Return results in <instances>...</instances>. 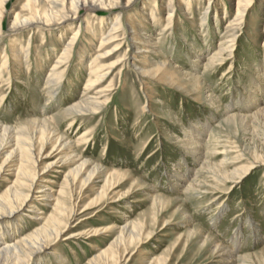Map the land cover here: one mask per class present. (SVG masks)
<instances>
[{
	"label": "rangeland",
	"instance_id": "rangeland-1",
	"mask_svg": "<svg viewBox=\"0 0 264 264\" xmlns=\"http://www.w3.org/2000/svg\"><path fill=\"white\" fill-rule=\"evenodd\" d=\"M166 1L132 0L130 8L123 12L122 21L126 23L128 16L136 15L142 18L139 20L143 23L142 21L145 19L141 16V10L145 8L147 12H150V9L156 10L154 11L155 19H159L158 21L165 25L166 15L158 8L161 7L160 3ZM206 1L190 0L189 4L186 3V12H182L176 7L170 25L164 26L165 29L160 36L162 40L157 42L160 48H163V53L169 55L171 61L178 65V69L189 70L199 77L203 74L206 57L212 54L218 45L223 26L234 17L232 5L223 9L225 0L218 2V14L222 16L223 13H226L227 16L223 18L225 20L221 22V27L206 37L208 44L205 54L207 55L201 58H196L193 54L188 55L189 43L194 42L198 48L203 46V35L199 30V22L207 7ZM7 2L6 9L9 13L4 22L5 35L0 42V63L2 54L4 56L7 54L10 65L8 64L2 73L4 74L8 66L10 67L13 63L14 51L10 50L12 45L13 47L29 46L30 48L29 69H26L25 66L19 67L17 73L15 72V77L10 78L9 84L6 80V82L0 80V95L3 94L5 99L4 102L0 101V119L12 125L17 121H26L29 116L40 114L46 98L42 92L44 77L54 60V57L47 59L46 52L51 55L52 49L61 50L62 39L58 40L57 34L65 29L63 41H66L71 36L72 30L66 25L43 26L34 28L33 32L26 30L19 31L14 36L8 35L9 21L13 15L25 10L26 0H8ZM156 3L157 7H155ZM101 12H105V10L98 9L96 15L89 14L88 20L95 22L94 20L99 18L98 16L103 15ZM256 15L257 11L254 7L245 15L244 20H241V24L234 29L236 38L228 47L229 50L232 49L231 58L204 72L203 83L205 85L203 88L207 94L211 93L214 101L223 110L232 108V112L242 113L241 119L224 122L217 109L214 106L210 107L208 101L202 102L199 94L196 95L194 92H185L184 94L183 90L174 89L166 84L155 86V91L149 98H146L141 91L140 83V78L146 77L137 75V71L131 68L125 69L130 70L128 72L116 74L118 66H115L111 69L113 72L110 73V76L101 83V86L107 89V99L98 112L93 115L77 116L73 119L72 124L68 119L59 122L60 132L76 142V150L81 156L90 159L98 166L101 165L104 169L119 168V170L131 172L134 177L141 178L146 186L151 187L155 194L167 196L169 200L178 197L191 222L203 232L213 236L218 243L223 244L222 246L234 252L236 256L241 257L252 253L248 264H264V251L259 250L264 247V166L252 171L247 180L232 190L226 189L228 185L225 184L219 185L217 191L210 189L213 193L184 196L182 194L184 186L181 187V182L175 172L178 170L185 174L183 176L185 180L189 175L191 178L194 174V170L193 172L189 170L190 167L198 166L191 158L185 159L186 152L180 151L179 141L175 139V135L181 133L180 124L190 135L193 134L191 125L207 122L208 118L213 115L208 126L202 130L201 138L206 141L215 134L219 140L223 141L225 147L218 146L215 149L217 152L223 151V154L213 155L214 162L222 159L225 155V148L230 156L237 157L236 165L241 166L251 163L256 151L264 155V66L262 65L264 62V31L262 30L264 13ZM213 16L214 12H212L211 18ZM144 23L148 24V30L153 29V37L162 32L163 26L160 24L154 25L148 19ZM92 24L93 28H96L97 23ZM80 25L81 36H78L76 44L78 48L75 46L72 56L62 67L66 76L60 84L61 93L58 95L59 97L57 96L55 100H51L45 106L46 116L54 115L60 107L66 103L74 102L81 95L88 72L89 59L98 52L99 38L90 39V34L85 33L86 21H80ZM89 25L91 26L90 23ZM197 25L198 27H196ZM107 28L108 26L105 24L98 35L104 36ZM23 34L24 36H22ZM87 35L89 41L87 38L85 39ZM28 38L29 45L26 44ZM169 44L173 47L171 52L166 49ZM135 46L137 45H129L128 42H125L113 56L99 58V61L102 64L110 65L122 54H131L135 50ZM112 47L113 44H109L101 51L104 53ZM85 54L86 56L80 64V55L84 57ZM194 60H196L195 66L192 67ZM40 63H42V70L40 68L38 71L37 65ZM256 67L260 69L261 78L259 81L255 76ZM37 77H42V79L38 81ZM250 78L253 87L248 93L245 90V82L248 83ZM69 79L72 80V83L67 82ZM110 80H112L110 86L106 87ZM252 89L256 91L253 93ZM247 93L252 97L249 100L252 108L248 110L244 109L243 105L237 104L246 100ZM239 106L240 108H238ZM212 130L215 131L212 133ZM81 133L85 134L86 139L80 140L82 142L78 143L77 138ZM47 151L48 149L45 150L38 167L54 160L55 152L44 157ZM259 158L260 160L264 159L263 156ZM231 165H227L226 168ZM51 167L41 176L49 178L52 181L49 185L57 191L66 167H59V165ZM6 179L8 182L0 179V193L9 182L14 180V176L7 175ZM186 182L187 180H185V184ZM96 183L97 188L102 186L101 182ZM125 189L122 184L116 187L108 186L106 188L108 195L104 198V202L102 201L98 206L84 212L87 213L86 215L78 213L79 207L70 220L69 226L56 240L53 247L54 250L61 253L60 258H64V260L58 262L53 255L48 253V250H43L40 253V258L44 260V264H93L90 260L108 247L109 240L112 239L115 232L92 235V233L87 234V231L106 227L110 223L118 225L121 222V225L125 222L128 224L140 222L144 223L146 229H153L151 236L144 239L138 246V250L142 249L143 251L144 249L146 252L143 251L139 255L137 250H134L127 260L123 259L125 263L123 260L120 261L122 264H145V262L148 264L149 260L160 257L167 259L169 264L174 262L176 264H209L204 255L196 256L189 263L190 258H193L197 252V246L190 240H186V234L190 228L188 225L174 224L173 220L176 216L172 215L173 202L165 203L167 208L156 217L155 209L151 207V200L143 199L139 193L125 196L122 194L123 196L119 197L118 195ZM213 195H217L215 201L210 199ZM56 198L55 193L52 199L39 200L37 205L41 214L38 217L42 216V219L25 217L21 222L24 234L30 233L35 227L41 225L44 218L53 212ZM23 212L28 213L29 211ZM23 212L22 214H24ZM91 214H93L91 217L83 219ZM165 219L170 221L162 227ZM71 234L76 236L70 237ZM179 256H185L186 259L178 262L179 260L176 258ZM96 264H102V261H98Z\"/></svg>",
	"mask_w": 264,
	"mask_h": 264
},
{
	"label": "bare ground",
	"instance_id": "bare-ground-1",
	"mask_svg": "<svg viewBox=\"0 0 264 264\" xmlns=\"http://www.w3.org/2000/svg\"><path fill=\"white\" fill-rule=\"evenodd\" d=\"M7 1L0 0V42L5 35L4 22L6 15L9 13L6 9ZM220 1H206L207 7L200 17L199 22V30L203 35L204 43L200 48L196 47L194 42L189 43L188 55L193 54L196 58L207 55L205 54L208 44L206 37L209 34L212 35L213 31L218 30L221 27V22L225 20L223 18L227 16L226 13H223L222 16L218 14L219 9L217 3H220ZM131 2L132 0H26L24 3V12L22 11L21 13L13 15L9 21L8 35L13 36L19 31H32L34 28L43 26L66 25L72 32L71 36L66 41H63L65 29L61 30L57 34V38L58 40L62 39V49L58 51L52 49V52H50L51 55H48L49 52H46L47 59L54 57V60H52L53 63L44 77L42 92L46 98L44 99V105L40 110V114L29 116L26 121H17L12 125L0 119V179L8 182L6 176H14V180L9 182L3 192L1 191L0 193V264H44V260L40 258V253L43 250H48V253L53 255L56 261H63L64 258H60L61 253L54 250L53 247L56 244V240L66 227L69 226V222L76 214L78 208L80 207L78 213H84L98 206L108 195V192H106L108 186L116 187L121 184L126 189L118 195L119 197L139 193L143 199L151 200V207L155 209L156 217L161 215L167 208L165 203L169 201L173 202L174 211L172 215L176 216L173 220L174 224L188 225L190 228L186 234V240H190V242H193L197 246L195 256L193 258L188 257L190 258L189 263L196 256L204 255L205 260L209 264H248V259L251 258L252 253L241 257L236 256L234 252L222 246L223 244L218 243L213 236L203 232L202 229L191 222L185 209L180 204L178 197H173L172 200H169L167 196L155 194L151 187L146 186L141 178L134 177L131 172L119 170V168L104 169L101 165L98 166L90 159L81 156L76 150V142H73L72 139L60 132L59 122L68 119L69 123L72 124L73 119L77 116L97 113L107 99V89L101 86V83L110 76V73L113 72L111 69L115 68V66H118L116 74L128 72L130 70L125 69L131 68L137 71V75L146 77L144 79L140 78L141 91L145 94L146 98H149L155 91V86L166 84L174 87V89L183 90L184 94L185 92L199 94L198 96H200L202 102L208 101L210 107L214 106L217 109V112L220 114L219 116L224 122L241 119L242 113L232 112V108L223 110L214 101L212 94H207L203 88V85H205L203 83L205 79L204 72L218 64H223L225 60L231 58L232 49L229 50L228 47L236 38L234 29L241 24V20H244L245 15L252 11L254 7H256L257 15L264 13V0H225L226 3L223 4V9H227L232 5L234 7L232 8L234 9V17L228 20L223 26L222 36L216 49L204 61V70L201 77L194 75L189 70L181 71L182 69H178V65L173 63L171 57L163 53V48H160L159 44H157L159 40H162L160 36L163 34L164 26H167V24L170 25L176 7L182 12H186V3L189 4L190 0H167L162 4L160 3L161 7L158 9L166 15L165 20L167 22H165V25L161 24L158 21L159 19H155L154 11L156 10L150 9V12H147L145 8L141 10L143 19L150 20L154 25L160 24V26H163L161 29L162 32L156 37H153L152 28L148 30V24L146 25L144 23L145 20L141 23L139 19L142 18L140 16L133 15L134 17H131L130 15L126 23H123V12L127 11V8H130ZM155 7H157V3ZM98 9H104L105 12H101L103 15L98 16L99 18L94 20L97 25H95L96 28H93L92 23L95 22H90L88 15H96ZM212 12H214V16L211 18ZM80 21H86L85 33L90 34V39H94L95 37L99 38L97 46L98 52L89 59L87 65L88 72L81 95L74 102L66 103L60 107L54 115L46 116L44 111L45 106L51 100H55L61 93L60 84H62L66 76L62 67L65 66L72 56L73 50L78 42V36L81 30ZM105 24L108 26L107 31L104 32V36H99L98 34L101 28ZM262 30L264 31V26ZM86 38L87 41L90 40L88 39V35ZM125 42H128L129 45H137L131 54H122L120 58L111 62L110 65L102 64L99 61V58L113 56ZM26 44H30L29 38ZM109 44H113V47L103 53L101 50ZM76 48L78 47L76 46ZM166 49L169 52L173 51V47L170 44L166 46ZM10 50L14 51L13 63L10 67L8 66L4 74L2 72L9 64V56L2 54L0 63V80H6L7 84L10 83V78L15 77L19 67L25 66L26 69H29V46L13 47L12 45ZM81 55L79 59L80 64L86 54L84 57ZM195 61L192 67L195 66ZM262 65L264 66V62ZM41 67L42 63L37 65L38 71ZM259 71V67H256L255 76L258 81L261 78ZM38 75L40 76V73ZM39 79H42V77H37L38 81ZM111 81L108 82V86L106 87L110 86ZM67 82L72 83V80L69 79ZM245 83V90L249 93L250 88L253 87L251 78L248 83ZM64 86L66 85L64 84ZM254 91L256 90H251L253 93ZM3 97V94L0 95V101L2 100V102L5 100ZM246 97L245 101H240L237 104L240 106L243 105L244 109L248 110L252 108L251 102H249L252 97L249 94ZM212 118L213 115L208 118L207 122H202L200 125H191L193 133L191 135L180 124L181 131L180 129L179 131L181 133L175 135V139L179 141L180 151L186 152L185 159L187 157L191 158L198 166L195 167L196 169L190 167L189 170H192V172L194 170V174H192L193 176L191 178L190 175L185 178L187 180L186 184L183 178L185 174L180 173L178 170L175 172L181 182V187L184 186L182 191L184 196L213 193L210 189L217 191L219 185L225 184L228 185L226 189L232 190L247 180L252 171L264 166V159L262 158L260 160L259 158L264 157V155L257 151L253 155L254 159L251 163L249 162V164L243 166L236 165L238 163L236 162L237 157L230 156L226 148L225 155L222 159L214 162L212 160L213 155L223 154V151H215L218 146L225 147L224 143H222L223 141L219 140V137L215 136V134L206 141L201 138L202 130L208 126ZM214 131L212 130L211 132L213 133ZM85 139V134L81 133L77 138V142H82L80 140ZM47 149L48 151L44 157H48V155L55 152L53 156L55 158L38 167ZM229 164H232V169H230L231 166L226 168ZM56 165L66 167L62 182L57 191L53 190L49 185L52 183L49 178L41 176L51 166L56 167ZM96 182H101L102 186L97 188ZM55 193L57 198L53 212L44 218L41 225L35 227L30 233L24 234L23 228L21 229V222L25 217L36 219L41 214L37 205L39 200L46 201L47 199H52ZM59 196L62 197L58 198ZM216 198L217 195H213L210 199H212L211 201H215ZM23 211L29 212L24 213ZM86 214L84 213V215ZM92 215L85 216L83 219H87ZM38 219H42V216L38 217ZM169 221V219L163 220L162 227L167 222L169 223ZM121 223L118 225L110 223L106 227H98L87 231V234L92 233V235L108 233L110 231L115 232L112 235V239L109 240L108 247L92 258L90 260L91 263L96 264V262L102 261V264H122L120 261L123 259L127 260L134 250H137L139 255L145 251L144 249L143 251L142 249L138 250V246L144 239L151 236L153 229H146L144 223L140 222L130 224L125 222L122 225ZM74 236L76 235H70V237ZM259 250L264 251V247ZM126 256L127 258H125ZM58 258L60 259L57 260ZM185 259V256L176 258V260H179L178 262ZM123 263H125L124 260ZM148 264H169V262L167 259L160 257L149 260ZM173 264H176V262Z\"/></svg>",
	"mask_w": 264,
	"mask_h": 264
}]
</instances>
